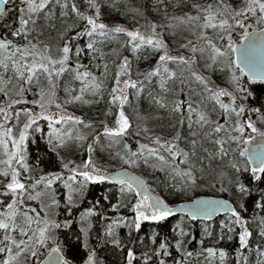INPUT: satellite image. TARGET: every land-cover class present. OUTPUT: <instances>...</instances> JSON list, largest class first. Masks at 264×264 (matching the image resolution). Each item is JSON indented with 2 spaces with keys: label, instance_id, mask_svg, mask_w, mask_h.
Masks as SVG:
<instances>
[{
  "label": "snow or ice",
  "instance_id": "obj_1",
  "mask_svg": "<svg viewBox=\"0 0 264 264\" xmlns=\"http://www.w3.org/2000/svg\"><path fill=\"white\" fill-rule=\"evenodd\" d=\"M10 2L15 4V0H0V4L7 5ZM20 3L24 5V7L20 8V27L10 31L12 38L8 36L0 37V94L7 101L4 106H0V116L3 117V123H0V148L3 149V155L6 157V159H0V165L4 166L0 168V235H2V238H0V264H26L29 258L38 256L41 248H49L47 256L43 261H35V264H70L69 260L64 257L59 242L52 235L54 229L62 227L60 223L50 218L51 216L57 215L55 210L60 207L56 190L53 188V184L57 181L61 182L67 190L66 207L70 212L71 208L75 206V197L83 193L89 182L97 183L114 179L120 185V193L122 195L127 192L134 193L136 196V202L131 206V211L135 213V216L130 224H124V226L130 229L134 226L137 231L140 230L141 223L144 221H165L174 213L173 208L169 207L159 196L153 195L152 190L146 186L145 181L137 180L127 173L113 177L106 172H102L93 165L91 156L83 164L71 168L69 165L73 162L69 161L68 163H64L61 158L63 169L69 173L67 177L59 172L41 175L34 181L31 176L22 177V171L24 173L29 171V165L25 163L26 142L29 140L30 132L42 131L39 127V121L44 120L48 122L50 131L48 133L47 143L58 157V149L65 144L64 137L67 136L71 139L72 134L71 131L62 133L54 125L68 124L71 122L73 125H83L85 128L91 127L90 124L85 123L80 117L64 115L62 113H50L48 111V108L52 105H55L57 109L63 108L60 103L56 102V89L58 85L53 77L59 78L66 71H72L74 72V79L81 82L82 86L79 89V94L66 100L65 104L73 102L90 103L91 101L84 99L85 93L88 92L96 96L102 89V82H99L97 77L89 71H80L85 66L79 63H77L76 68L69 69V54L72 51L69 42H66L60 49V58L53 59L48 55L50 49L47 46L41 52L38 47V42L34 43L29 39L31 32L34 30V28L30 29L28 27L29 24L36 25L39 14L52 3V0H20ZM55 3L62 9V16H67V10L70 8L77 19L85 22L83 31L77 32L76 37H73V39L79 38L82 35H87L90 38L97 35L100 37H109L111 33H124L126 31L123 27L116 26L109 28L105 23L99 22L101 20V5L97 3V0H83V3L87 6L86 11H81L75 0H71V2L70 0H55ZM192 8L195 10V15L186 13L184 17H173V19H178L181 23L189 24L193 29H200L197 34L198 39L204 40L208 49H210L208 58L211 60V64L206 65V67L211 68L213 65L219 64L221 65V71L227 69L229 72V82L234 86L235 92H230L223 88L214 90L209 86L205 77L192 70V65L197 62L195 59L197 52L203 56L207 51L205 47L197 48L189 40L186 44H182L181 47L187 48L192 53L191 57L186 58L183 55H169L168 46L164 42L162 34L157 33L156 29L158 25L155 23H151L148 26L151 30L150 35L141 34L139 29L126 31L127 37L130 38L127 43L132 45L133 51L148 45L154 51L162 52L159 55L155 68L146 73V79L150 81L151 78L157 77L159 87L165 93L173 91L167 87L168 81L177 79L176 72L167 66L168 63L177 62L187 66L191 77L202 84L204 91L210 94L208 97L202 96L201 103L205 99L214 101L215 105H218L219 109H221L224 123L221 124L219 120L211 119L208 113L200 109V104L193 107L194 101L191 96H188L186 100L173 99L171 101V111L180 115L179 124L181 128L184 126L185 119L190 130L194 123L200 129L211 126V130L204 135L206 139H209L210 143L218 147L214 153L209 151L208 148H202L207 153L209 161L214 158L223 160L231 152L233 159L229 161V165L239 174L242 169L238 162L235 161V156L238 153L239 157L247 159V164L243 171H249L248 165H252L250 168L251 179L260 181L262 176H264V130L258 128L250 118L246 122L241 119L249 111L259 114L260 109L253 108L249 110L243 103L237 104L238 97L236 93L240 94L239 99L241 101L247 100L252 95L244 86V77H247L249 81H264V0H241V3L236 6L225 3L224 0H215L214 3H208L206 5L192 4ZM87 10H92V14H87ZM134 11L139 12V9H134ZM5 14V10L0 8V17L5 16ZM46 15H51V12L49 11ZM250 17H256L257 27L253 31H249L251 25L246 23ZM168 27L172 28L175 26L170 24ZM207 29L218 30L217 38L225 41V44L218 46L214 43L213 39L205 34V30ZM237 29H239L238 39L234 40L233 35L236 34ZM15 38H20L24 43L20 44L15 42ZM87 47L90 50L97 51L91 42ZM79 52L80 49H76L77 56ZM128 63L127 57H124L120 68L127 69ZM56 65H59V67L57 68ZM104 69L106 72L107 64L104 65ZM10 70L11 75L8 74ZM41 72L46 75L49 88L47 91L43 87L39 88L37 92L32 93V95L38 96L39 98L28 101L25 98V94L31 92V86L34 80L39 83L37 74ZM121 74V72L116 73L115 84L111 88L110 101V103L119 101L120 111L116 120L117 127L108 128L105 124L103 132V135L115 143H119L118 138L127 135L131 127L123 110L124 105L128 101V97L127 95L117 94L123 92V89L119 87ZM186 79V77H183L182 70L181 85L185 84ZM13 80H15V83H13ZM137 83L131 80L123 81L124 88L135 89L137 88ZM139 83L142 85L143 82ZM65 91L70 94L75 89L66 87ZM179 93L187 96V93H184V87L179 89ZM13 94L17 98L13 99ZM197 94L199 95V93ZM222 97H229L230 102H223ZM100 98L103 99L102 96ZM165 100L166 98L163 97L155 98V103L161 108H168L169 105ZM29 103L34 106L33 109L21 107L20 110H16L14 108V105L23 106ZM185 105L187 109L186 116L184 113ZM35 108H38L39 111H35ZM22 114L25 119L21 124ZM193 115L196 117L195 120H193ZM232 116H235L236 119L230 123ZM13 120L15 123L12 126H8ZM261 123H264V118L261 119ZM14 128L20 129L18 137L14 135ZM248 129L251 130L250 133L247 132ZM143 131L147 132L148 129L144 128ZM222 131L227 133L226 139H210L214 134H219ZM137 135H139V132H137ZM189 135L193 137V139L188 141L190 151H186L179 146V141L182 137L180 132H177L174 137L167 140L160 136L149 138L152 141V145L155 146L141 143L137 151H132L125 144L124 147L127 149L126 154L120 155L117 152L116 155L120 157L124 164L130 167L138 165L141 161L148 165L150 160H154L155 163L151 164L153 168H158L160 171L168 170L169 174L173 176V179L180 178L182 183L178 187L175 184L173 185L176 191H188L197 186V177L193 174L190 158L196 156L197 145L200 144L202 146L203 144V141L195 139L198 135L197 132L190 131ZM257 137L260 138L258 142H256ZM75 138L77 140L86 139V137L80 135H77ZM96 142H99L98 137L96 138ZM254 142H256L255 147L249 148L248 145ZM9 144L11 145V149L9 148ZM225 144H235L237 147L235 149L230 147L225 148ZM111 146L110 144L109 147ZM88 151L90 154L93 151L91 145H88ZM162 153H166V155ZM13 162L18 167H14ZM182 165H189V167L185 169L181 167ZM225 178L228 179L229 185L235 189L234 193H232L233 195L243 197L250 193L251 189L246 187L238 177L236 180H232L224 172L219 173L220 187L218 191H229V188L224 185ZM210 187L215 188L216 184H211ZM261 197L264 198V192L261 193ZM26 201L38 202L40 205L39 211L36 207L27 204ZM113 207L115 208L116 206ZM181 207H187V215L192 220H196L198 217H207L210 219L220 211L230 213V216L221 222V239L224 236V229H227L228 233H233L239 228L238 238L240 248L248 247V241L252 235L247 227L248 221L228 201L197 199ZM240 207L243 208L244 205L241 203ZM256 207L264 209V203H257ZM41 212H43V216H41ZM92 215H94L92 209H89L86 213H82L81 223L83 224L85 219ZM124 221V217H119L107 227L106 235L112 237L111 243L116 247H120L121 241L114 235L113 229L114 226L119 227ZM260 225V235L264 237V217L260 218ZM63 226H67V221ZM81 231L87 237L88 228L82 227ZM207 231L205 229V232ZM176 235L178 237H184L187 233L181 228ZM156 237L157 234L154 233L152 236L153 244L156 243ZM227 238L231 240L232 236L228 235ZM49 241L52 242L53 246L49 247ZM182 246L183 240L177 239L175 249L180 252ZM85 247L87 248V244H85ZM204 251L207 252L206 259L211 264L212 259L217 256V250L209 247L204 249ZM170 255L169 242L165 238L164 241L159 242L158 247L152 251L151 256L148 253L142 254L143 264H149V261L153 257L157 258V264H166L164 258ZM192 255V252L182 251L181 260L176 261L175 264H186L184 258L191 257ZM226 256L225 251H219L221 264L225 261ZM261 256H264V252L257 250L256 264H264V259H261ZM22 258L24 259L22 260ZM244 259L245 264H247V258L245 257ZM126 260L127 264H134V261L137 260V256L131 248L127 250ZM85 264H97L96 252L94 250L88 253Z\"/></svg>",
  "mask_w": 264,
  "mask_h": 264
},
{
  "label": "trees",
  "instance_id": "obj_2",
  "mask_svg": "<svg viewBox=\"0 0 264 264\" xmlns=\"http://www.w3.org/2000/svg\"><path fill=\"white\" fill-rule=\"evenodd\" d=\"M75 2L81 11H86L87 6L83 3V0H75ZM97 3L101 5V20L99 22L105 23L109 28L120 26L126 31L137 29L149 30L150 28L148 26L153 19L167 20L168 18L177 17L185 12L183 11L184 7L188 6L187 8L193 9L192 5H182L181 3H163L157 5L152 3V0H97ZM21 7H24V5L20 3V0H15V4L10 2L6 5V14L0 17V37L8 36L10 38V31L18 27ZM134 9H139V12L134 11ZM57 10L58 5H55L54 0H52V3L39 14L36 25L33 26L29 24L28 27L30 29L34 28L29 39L32 41L36 40L37 42L41 41L38 44L39 49H41L42 46H47L50 49L48 54L54 57L61 56L60 49L66 42H69L72 49L69 54V69L76 68L77 63H79L85 66L80 69V71L91 70V72L97 74L96 65L89 63V56L87 53L89 49L87 45L90 42L96 43L95 40L98 35L91 38L87 35H82L79 38L73 39V37H76L77 32L83 31L85 22L77 19L70 8L67 16L59 15ZM49 11L51 15H46ZM87 14H92V10H87ZM126 31L124 33H111L109 37H104L109 45L106 47L107 56H105L103 60L107 64V69L114 68L115 75L117 72L125 74L127 69H121L120 64L124 57H127L129 61L128 67L130 68L131 64H136L146 77V73L153 70L158 61L152 60V57L160 51H154L152 47L148 45L133 51L132 45L127 43L130 38L127 37ZM164 32H166V30H164ZM18 41L16 42L19 43ZM173 46H175V44ZM76 49H80L79 55L73 56ZM172 50L173 49L168 48L169 55H183L187 58L185 52L173 54ZM143 54L148 55L150 59L148 63H140V58ZM66 72L62 75L60 81L64 79V76L67 74ZM70 73L74 75V72L70 71ZM178 74L179 79H181L182 71ZM144 76L140 79L135 78V82H138L137 88H129V98L123 110L128 116L131 127L127 135L118 138L119 143H115L110 138L103 135L105 124L109 125L112 123V116L115 111H120V106H118L117 101L115 103H110L111 96L110 99L107 97L104 98L103 104H94L92 106V115L81 118L85 123L89 122L91 127L83 129L80 133L76 129H74L75 132L72 131V135H74L73 139H75L78 134L86 137V143L97 151V155L103 153L105 155L109 154L110 157L117 156L118 163L115 164L116 167L124 164L116 154L117 152H119L120 155L126 154L127 149L124 147L125 144H127L132 151H137L139 140H143L144 142L146 140H151L149 138H155L156 134L160 132L172 137H174L177 132H180L181 135H183L182 131L185 132V126L178 129L177 121L180 119V115L171 111V101L180 98V96H178L179 88L168 82V88L174 89V91L165 94L170 95L169 100H165L169 107L161 108L155 105L153 99L149 97L143 98V94L146 90H150L151 88L152 94H157V87L151 85V80H147ZM190 76V72L183 70V77L187 79L184 85H181L179 82L180 85L178 87L185 88V86H188L190 88L193 83ZM54 78L57 79L55 76ZM243 80L248 91L252 93L244 102H251L253 108H259L260 110L264 109V82H252L248 81L246 78ZM105 82L106 81H103L102 87L106 84ZM139 82H143L142 85ZM146 83H148V85H146ZM106 85L109 86L108 83ZM194 89H196V87H194ZM163 98L165 97L163 96ZM17 106L21 105H15V107ZM256 115L257 113L251 117L252 121L255 120ZM142 126L147 128L148 131L144 132ZM137 132H139V135H137ZM34 136V140H30L27 143V157L25 162H27L29 166L34 165L38 167V170L42 172H59L65 176V173L68 172L62 168L60 157L51 150V147L47 143L48 140L39 134H35ZM97 137L99 138L98 143L96 142ZM214 137L215 136H212L210 139H214ZM205 140L203 146L206 145L208 149L209 146H213L209 142V139ZM105 143H108V147L110 144L112 146L106 148ZM150 145L155 146L152 145V141ZM232 149H234V147ZM201 158H203V160H201ZM232 159L233 156L230 152L229 156L225 157L223 160L214 158L209 161L207 153L201 151L194 157L193 161L190 162V164L193 163V174L197 177V186L194 189L184 192H178L173 187H166L165 189V182H167L169 178L177 185L182 183V181L179 177L173 179V176L169 174L168 170L160 171L158 168H153L151 164L155 163L154 160H150L148 165L144 164L143 161L136 166L130 167L125 165L139 173L145 179L147 185L159 193L161 198L168 204L190 199L200 194L226 196L234 203L240 215L248 221V230L254 235V220L260 219L264 213V209L256 207L257 203H264V198L261 197V193L264 192V176H262L260 181L251 179L250 166L248 165L249 171H243L247 164V160L246 158L239 157L238 153L235 156V161L238 162L242 171L237 174L229 165V161ZM197 164H199V168L196 167ZM187 166L188 165H182L181 167L186 169ZM201 169H203V171H201ZM221 172L227 173V177L232 180H236L238 177L246 187L251 189L250 193L243 197L233 195L232 193H234L235 189L229 185L227 178L224 179V185L229 188V191H218L220 187L219 173ZM201 177H203V179H201ZM211 184H216V187H210ZM53 188L56 190L57 198L60 201V207L55 210L57 215L53 218L62 225L59 229H55L54 235L66 258L73 263L82 262L87 257L88 253L94 250L96 252L97 264H123L126 261L127 250L131 248L137 256V260H135L134 263L143 264L142 254L148 253L151 256L152 251L157 248L159 242L164 241L165 238L169 242V251L171 253L170 256L164 258L166 264L170 259L178 261L182 258V252H178L174 249V242L178 238L176 230L180 219L186 221V225L189 229V239L186 242L187 248L197 247V242H200L201 246L206 245L221 249L227 254L224 264H238V260L239 264H245V257L247 258L248 264V250L250 249L253 251L257 244L260 245V243H262V240L253 242L250 237L248 247L241 249L238 238L239 228L233 233H228L227 229H224V236L223 239H221L219 222L222 219H227L230 214L219 215L210 221L192 220L184 215L173 214L165 221L161 222L144 221L141 223L139 231H137L134 226L130 229L124 226V224H130L135 216V213L131 211V206L136 201V196L134 193L122 195L120 193V187L109 183L107 180L97 183L89 182L83 193L75 197V206L71 208L70 212L66 207V193L63 184L57 181L53 184ZM105 197H107V199H105ZM123 198H125L124 202L117 205L120 199ZM241 203L244 205L243 208L240 207ZM113 204L117 206L115 208H110L109 206ZM89 209H92L94 215L87 217L82 224L81 214L86 213ZM121 215L125 217L124 223L119 227L114 226L113 229L114 235L121 241L120 247H116L111 243L112 237L107 236L106 231L108 225L112 224V222ZM66 221L67 226H63ZM89 225L90 227H88ZM202 226L208 227V231H203ZM82 227L88 228L87 237H85V234L81 231ZM129 233H131V235H129ZM154 233L157 234L155 244L152 242ZM228 235L232 236L231 240L227 238ZM0 238H2V235H0ZM85 244H87V248ZM189 262L190 261H187L186 264ZM149 264H157V258L153 257L152 260L149 261Z\"/></svg>",
  "mask_w": 264,
  "mask_h": 264
},
{
  "label": "rangeland",
  "instance_id": "obj_3",
  "mask_svg": "<svg viewBox=\"0 0 264 264\" xmlns=\"http://www.w3.org/2000/svg\"><path fill=\"white\" fill-rule=\"evenodd\" d=\"M214 2H215V0H162V2H161V0H152V3H155L157 5L158 4H163V3H181L182 5H189L190 6L192 4L206 5L208 3H214ZM224 2L232 4L233 6H236L237 4L241 3V0H224ZM54 4L57 5L55 3V0H54ZM187 7H184L183 11H185V12L181 13L177 17H184L186 13L187 14H191V15H195L196 14L194 9H190V8H187ZM57 11H58L59 15H61L62 9L59 6H58V10ZM148 16H150V15H148ZM150 22L151 23H155V24L158 25V27L156 29L157 33H161L162 34V38H163L164 42L167 44L168 48L173 49L172 50L173 54L182 53V52L184 53L185 52L187 58L191 57L190 55H192V53L187 48L181 47L182 44H186L189 40H191L195 44V46L197 48L205 47L207 49V51L205 52V54L203 56H201V54L199 52H197V54L195 56V59H196L197 62H196V64L192 65V70L196 71L198 74H200L203 77H205L206 80L209 83V86L212 87L214 90L217 89V88H223V89H226V90H228L230 92H235L234 86L229 82V72H228L227 69H224L223 71H221V65H219V64H215L211 68L206 67V65L211 64V60L208 58L209 54H210V49H208V46L206 45L204 40L198 39V35L197 34L200 31L199 28L193 29L191 25L185 24V23H181L180 20L173 19V18H168L167 20L153 19ZM246 22H250L251 24L257 26L256 17H250V19L248 21H246ZM170 24L174 25L175 27H172V28L168 27V25H170ZM161 25H162V27H161ZM18 27H20L19 24H18ZM140 30L141 29H139V31ZM147 30L148 29H142L140 32L143 35H150L151 34V30L150 29L148 31ZM164 30H166V32H164ZM238 30L239 29H237V31ZM205 34L207 36L211 37L213 39V42L216 43L218 46L222 45V44H225L224 42L222 43L217 38L218 30L214 31L212 29H207V30H205ZM10 38H12V37H10ZM233 39L237 40V36L233 35ZM16 41H18L19 43H24V41L21 40L20 38H15V42ZM101 41H103V42H101ZM33 42L37 43L36 40H34ZM40 42L41 41H38V44ZM95 42L96 43H93V44H94L95 49H97V51H93V50L89 49L87 53H88V56H89V63H93V64L96 65L97 74L94 73V72H91V70L89 72L92 73V75L96 76L99 82L103 83V81H106L105 83L106 84L108 83L109 86L105 84L102 87L100 93H98L96 96H93L90 93L86 92L85 95H84V99L88 100V101H91L90 103L73 102V103L65 104L66 100H69L71 97H74V96L79 94V89L82 86L81 82L79 80H75L74 79V75L71 74L70 71L66 72L67 73L66 76H64V79H62L61 81H60V79H61L63 74L57 79H55L53 77L54 81L58 85V87L56 89V102L60 103L63 106V108L62 109H57L55 107V105H52L51 107L48 108V111L50 113H57V114H61L62 113L64 115H73V116L80 117V118L87 117V116H90V115L93 114L92 106L94 104L95 105L96 104H101V103L103 104L104 98H106V97L110 99V96H111L110 90L115 84L116 75L114 73V71H115L114 68H109V69H107L106 72H105V69H104V65L106 63H105V61L103 59H104L105 56H107L106 47L109 45V43L106 41V39L104 37H100V36H97ZM174 44H175V46H173ZM44 48H45V46L44 47L42 46V48L39 49V50L41 52H43ZM161 54H162V52H159L158 54H156L155 56L152 57V60H158L159 59V55H161ZM50 56L53 59H59L60 58V56H56V57H54L53 55H50ZM73 56H77L76 52L73 53ZM140 59H141V61H140L141 64L148 63L149 60H150L147 54H143ZM167 66L171 70L175 71L176 74H177V79L176 80L168 81V82L173 84L174 86H176L177 88L180 89V87H178L180 85L179 84L180 79H179V74L178 73L180 71H182V70H184L186 72H189L187 70V66L186 65H181V64H179L177 62H169ZM56 67L58 68L59 65H56ZM125 73H127V74H121V77H120L121 83L119 85V87L121 89H123V92L117 93V94H119V95H127V97L129 98V94H130L129 93V88H124L123 81H125V80L135 81V78L140 79V78H143L144 75L142 74L141 70L137 67L136 64H131V67L130 68L128 67ZM8 74L9 75L12 74L11 70L9 71ZM37 75L39 77V83H37L36 80H34L33 83H32V86H31V92L25 94V98L28 101H31L33 99H38L39 98L38 96L32 95V93L37 92L39 90V88L43 87L46 91L49 88L48 83H47L46 75L43 74L42 72L38 73ZM190 78L193 80L192 85L190 86V88L188 86H185V88H184V92L187 93V96L183 95V93H179L178 94V96H180L179 99L180 100H186L188 98V96H191L192 100L194 101L193 107H196L197 104H200V109L205 111L206 113H208L211 116V119L219 120V123L223 124L224 123V118L221 115V109H219V106L215 105L214 101H211L209 99H205L204 102L201 103V97L202 96L203 97H208L210 94L204 91V86L202 84L197 82L193 77L190 76ZM243 82H244V80H243ZM13 83H15V80H13ZM150 84L157 87L156 89H157V94L158 95L157 94L153 95L152 94V88H151L150 90L149 89L146 90V92L143 94L144 95L143 98L149 97V98L154 100V103H155V98H162L163 96L167 100H169L170 95H165L167 93L161 91V89L159 87V80H158L157 77H154L153 79H151ZM146 85H148V83H146ZM244 86L246 87V84H244ZM66 87H69L71 89H75V91H72L69 94V93H67L65 91ZM194 87H196V89H194ZM172 90L174 91V89H172ZM197 93H199V95ZM236 95L238 97L237 104L243 103L246 106L247 109H249V110L253 109V106H252L251 102H249V101L248 102L241 101L239 99L240 94L236 93ZM101 96L103 97V99L100 98ZM12 98L15 99L17 97L13 94ZM221 99L225 103H229L230 102L229 101V97H222ZM6 102L7 101L5 100L3 95L0 94V106H4ZM117 103H118V106H119V101H117ZM155 105H158V104L155 103ZM21 107H26L28 109H33L34 108V106L31 103H29L27 105H23V106H17V107H15V105H14V108L16 110H20ZM35 111L38 112L39 109L35 108ZM184 113H185V116H186L187 115L186 105L184 106ZM255 113L256 112H251V111L246 112L241 117V119L246 122L249 118L251 119V117ZM118 114H119V110H116L114 115L112 116V118H113L112 121L113 122L110 123L109 125H107L108 128L117 127L116 120L118 118ZM125 115L127 116L126 113H125ZM127 118H128V116H127ZM262 118H264V109L260 110V113L256 115V118H255V120L253 122L256 124V126L258 128H261L262 130H264V123H261V119ZM24 119L25 118H24V116L22 114L21 115V124L24 122ZM195 119H196V117H195V115H193V120H195ZM235 119H236L235 116H232L230 123L234 122ZM179 120L180 119H178V121H177L178 129L181 128V126L179 124ZM0 123H3V117L2 116H0ZM14 123H15V121L13 120L12 122L9 123L8 126H12ZM38 123H39V127H40V129L42 131L30 132L28 142L30 140L31 141L34 140V137H35L34 135L35 134H39V135L43 136V138L48 140V133L50 131V129L48 128V122L44 121V120H41ZM86 123L89 124V122H86ZM184 126H185V132H183L181 130L183 135H181L182 138L179 141V146L181 148H183L184 150H186V151H190L191 150L188 141L193 139V137H191L189 135L190 131H195V132L198 133V135L195 137V139H197L198 141L205 142L206 138H205L204 134L211 130V126H206L204 129H200L199 126L196 125L195 123L193 124V127L190 130L188 128V126H187V120L186 119H185ZM54 127L60 129L62 133L71 131V134H72V131L75 132L74 129H76L79 133L81 131H83V129H86L83 125H73L71 122H69L68 124L54 125ZM142 127L145 128L144 126H142ZM19 130H20L19 128H14L13 129L14 135H16L17 137H18V134H19ZM250 131H251L250 129L247 130L248 133H250ZM157 136L165 138L166 140L172 138V136L166 135L163 132L157 133L156 137ZM213 136H215L214 139H218V138H225L226 139L227 133L222 131L221 133L214 134ZM73 138H74V135H72L71 139H69L67 136H65L64 137V139H65L64 146L58 149L60 160L62 158L64 163H68L69 161L73 162L72 164L69 165L70 168L71 167H75L76 165L83 164L84 162H86L89 159V156H91V160L93 162V165L96 168L100 169L102 172H107L109 170L117 168L115 166V164L118 163L117 162L118 161L117 156H111L110 157L109 154L105 155L103 153L97 155V151L94 150L93 147H92L93 151L90 154L89 151H88V144L86 143L87 139H85V140H77L76 138L75 139H73ZM28 142H26V146H27ZM141 143L150 145L151 144V140H146L145 142L143 140H139L138 145L141 144ZM211 144L213 146H209V151H212L214 153L218 146L213 144V143H211ZM105 145H106V148H109L108 147V143H105ZM229 147L230 148L234 147V149H235L237 146L235 144H231V145L225 144V148H229ZM9 148L11 149V145L10 144H9ZM137 148H139V146ZM202 148H206V145L205 146H203V144H202V146L200 144L197 145L196 155L199 154L201 151H203ZM162 154L166 155V153H162ZM26 155H27V147H26ZM194 157L190 158V162L193 161ZM0 159H6V157H4V155H3V149L2 148H0ZM25 163H27V162H25ZM192 164L193 163H191V165ZM13 166L14 167H18L15 164V162H13ZM120 166H126V165L123 164V165H120ZM2 167H4V166L0 165V168H2ZM187 167H189V165ZM196 167L199 168V164H197ZM62 168H63V166H62ZM192 168L194 169L193 165H192ZM38 169L39 168L34 166V165L29 166V171L27 173H24L22 171V177L31 176L33 178V180H35V179L39 178V176H41V175L48 174V172H42V171H40ZM66 172H68V171L66 170ZM68 174L69 173H65V177H67ZM25 182H27V181H25ZM173 185H174V182L171 181V179L169 178L168 181L165 182L164 187L166 189V187H173ZM175 185H177V184H175ZM178 186L179 185H177V187ZM151 190L154 191V189H152V188H151ZM66 192H67V190L65 189V193ZM124 194H127V192L124 193ZM157 194L161 197V195L159 193H157ZM65 198H66V194H65ZM124 199L125 198L120 199V201L118 200L119 203L117 205H119L120 203H123ZM26 203L29 204L32 207H36L37 210L39 211L40 205H39L38 202H36V201H31V202L26 201ZM117 205L113 204L112 206H109V207L113 208V206H117ZM169 205H171V204H169ZM41 216H43V212H41ZM53 217L54 216H51L50 218L54 219ZM120 217H123V216L121 215ZM262 217H264V213L262 214ZM225 220L226 219H222L219 222V228L220 229H221V227H220L221 222L225 221ZM254 221H255V223H253V227H254L255 232H254V235H251V238H252L251 240L253 242H256L258 240H262V243H260V245L257 244V246L254 248L253 251H251L250 249L248 250V253H249L248 264H256L257 250H259L260 252H264V237H262L260 235V231H261L260 219H255ZM178 226L179 227L177 228L176 233H178L181 228L187 233V235H185L184 237H178L177 238V239H182L183 240V246H182L181 252L186 250L188 252H192L193 253V255L191 257H185L184 258L186 260V262L190 261L188 264H209L208 260L206 259L208 254H207V252L204 251V249L209 248L211 246H206V245L201 246L200 242H197V247H194V248H189L188 247L187 248L186 242L189 239V229H188V226L186 225V221L184 219H180L178 221ZM34 227H35V225H34ZM202 229H203V231H205V229L208 230V227L202 226ZM54 233H55V229L52 231V235H54ZM48 243H49V247L53 246L51 241H49ZM175 243H176V241L174 242V249H175ZM211 248H214V247H211ZM215 249L217 250V256L212 259L211 264H221L220 259H219V251L221 249H218V248H215ZM48 250H49V248H41L39 250L38 256L35 257V258H29L26 263L27 264H35V261H37V260L41 261L42 258L47 254ZM260 258L264 259V256H261ZM22 260H23V258H22ZM86 260H87V257L80 263H73L70 260H69V262H70V264H85ZM180 260H178V261H180ZM175 262H176L175 259H170V260H168L167 264H175ZM123 264H127V260ZM223 264H224V262H223Z\"/></svg>",
  "mask_w": 264,
  "mask_h": 264
},
{
  "label": "water",
  "instance_id": "obj_4",
  "mask_svg": "<svg viewBox=\"0 0 264 264\" xmlns=\"http://www.w3.org/2000/svg\"><path fill=\"white\" fill-rule=\"evenodd\" d=\"M0 8H3L5 10L6 8V4H0ZM254 28H252L250 31H253ZM235 58V57H233ZM247 78V77H245ZM255 81H262V80H255ZM264 82V81H262ZM259 137H257V141H259ZM256 142H254L253 144L251 145H248L249 148H252V147H255V144ZM247 160V159H246ZM250 168L252 167V165H249ZM106 173L110 174L111 176L115 177V176H118L119 174H123V173H127L129 176H133L135 177L137 180H141V181H145V179L137 172H135L134 170H132L131 168L127 167V166H120V167H117V168H114L112 170H109L107 171ZM109 183L115 185V186H120L118 183H116V181L114 179H109L107 180ZM146 182V181H145ZM146 186L148 187L147 183H146ZM149 188V187H148ZM150 189V188H149ZM153 195L155 196H159L158 194H156L154 191H152ZM160 197V196H159ZM161 198V197H160ZM162 199V198H161ZM197 199H204V200H208V199H213V200H225V201H228L232 206L235 207L234 203L229 199L227 198L226 196H223V195H210V194H200V195H196L190 199H186V200H180L176 203H173L171 205L167 204L163 199V201L171 208H173V213L176 214V215H184L186 216L188 219H191L188 215H187V212H188V209L187 207H181L182 205H188L190 204L192 201L194 200H197ZM227 214H230V213H225L224 211H220L216 214H214L210 219L207 218V217H198L196 220H205V221H210V220H213L215 219L217 216L219 215H227ZM64 255V253H63ZM47 256V254H46ZM45 256V257H46ZM45 257L43 258V260L45 259ZM65 257V255H64ZM66 258V257H65ZM42 260V261H43Z\"/></svg>",
  "mask_w": 264,
  "mask_h": 264
},
{
  "label": "flooded vegetation",
  "instance_id": "obj_5",
  "mask_svg": "<svg viewBox=\"0 0 264 264\" xmlns=\"http://www.w3.org/2000/svg\"><path fill=\"white\" fill-rule=\"evenodd\" d=\"M246 23H248L249 25H251V27H249V31L252 29V28H255V27H257V26H255V25H253V24H251L250 22H246ZM238 33H239V30L237 31L236 30V34H234V35H236L237 36V39H238ZM222 42V41H221ZM224 43H225V41H223ZM222 42V43H223ZM249 81V80H248ZM252 82H257V81H252Z\"/></svg>",
  "mask_w": 264,
  "mask_h": 264
}]
</instances>
